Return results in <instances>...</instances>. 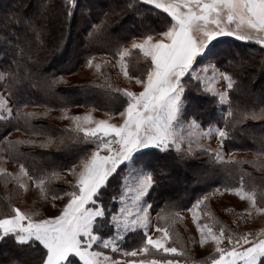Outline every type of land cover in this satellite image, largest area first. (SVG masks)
I'll list each match as a JSON object with an SVG mask.
<instances>
[{
	"label": "snow or ice",
	"instance_id": "snow-or-ice-1",
	"mask_svg": "<svg viewBox=\"0 0 264 264\" xmlns=\"http://www.w3.org/2000/svg\"><path fill=\"white\" fill-rule=\"evenodd\" d=\"M26 7L34 8L33 14L19 11ZM78 19L87 50L101 44L114 48L120 73L140 86L139 91L110 83L72 86L103 87L122 97L121 106L110 113L112 119L118 117L115 123L67 115L73 101L56 89L67 83L64 76H42L29 63L49 25L60 33V48L65 30ZM4 20L0 34L7 47L0 52L9 59L0 63V177L25 191L27 178L45 203L51 196L53 211L41 216L9 205L0 212V264H195L174 239L168 217L157 212L153 224L150 201L197 151L209 169L239 175V186L224 190L247 200L245 215L264 213V185L258 196L253 173L237 168L252 163L264 181V85L257 91L245 82L247 55L220 39L264 47V0H36L35 5L18 3ZM8 24L23 27L25 36L4 34ZM134 54L142 72L131 63ZM83 65L101 68L91 55ZM74 68L70 63L64 71L71 75ZM196 98L205 103H194ZM53 105L70 126L33 123L54 110ZM29 107L46 110L24 111ZM9 130L46 138L13 140ZM204 137L215 138L218 147L199 144ZM53 144L57 152L69 151L71 159L60 161L51 152L36 151ZM235 144L254 148L255 159H236L235 146L225 152ZM9 162L18 171L3 166ZM245 175L253 185L247 191ZM219 191L217 187L211 194ZM193 192L186 205L171 201L170 207L176 209L173 220L182 219L181 212L191 214L201 245L214 244L215 254L204 264H264V231L236 235L223 226L214 230L205 211L209 194ZM202 213L208 223L202 222ZM136 233L140 242L128 250L124 241Z\"/></svg>",
	"mask_w": 264,
	"mask_h": 264
},
{
	"label": "trees",
	"instance_id": "trees-1",
	"mask_svg": "<svg viewBox=\"0 0 264 264\" xmlns=\"http://www.w3.org/2000/svg\"><path fill=\"white\" fill-rule=\"evenodd\" d=\"M11 1L13 6H7L6 0H0V27H3L4 24L7 23V21L4 20V17L9 14L10 11L15 9L16 0H8ZM23 4L28 5L31 4V2L23 1ZM1 7H5V9H2ZM19 11L22 14L25 15H31L34 12V8H23L19 9ZM76 23H79L78 25V30L76 34H74V40L70 38L69 32L74 31L77 29ZM76 23L71 27L70 30H65L64 34V42L65 47L69 48L71 43L73 45L75 44L76 46H82L83 48L80 51L79 56L75 59L76 61L73 62L72 58L74 57L71 54H65L62 53L64 52L65 48L62 49V51H58L57 47H54V44L57 42V39L60 35L57 27H53L52 25H49L48 30L42 35L41 39L43 40L42 46L39 48L33 47L32 48V60L29 61L30 65L32 66L34 71H38L40 75L42 76H50L51 74H55L56 76L60 75H67V73L64 71L67 67L70 66L71 64H75L74 71L76 70L77 66H79L83 62V58L92 55V54H105L108 55L111 59H114L113 57V51L114 48L109 47L105 44L97 45L95 49L92 50H87L86 44L83 42L84 37L82 34V28H83V22L80 21L79 19L76 21ZM114 27H116L114 25ZM25 30L21 26L17 25H12L8 24L7 27L5 28L4 34L8 35L11 37V35L14 34V37H24L25 33L19 34V31ZM117 31H119L117 29ZM13 32V33H12ZM28 39H33V37L28 34L27 36ZM70 38V39H69ZM225 44L231 45L234 48H236L238 51H242L247 55V63L245 65V68L242 70V76L245 79V82H249V86H254L257 91H259L260 87H257V82H255L254 76L256 74H261L262 69H261V64L264 63V47L256 43L255 41L251 42H246V41H238L235 40L232 37H221L220 38ZM68 44H67V43ZM61 45V47L63 46ZM7 45L4 43L3 40V34H0V49L6 48ZM21 47H24V45H21ZM49 49L48 51H45L44 48ZM66 48V49H67ZM27 48H25L24 55H27ZM20 49H17V55L19 56ZM64 59V61L61 63L55 64L54 61L57 60V58L60 56ZM9 57L4 56L3 52H0V63H6L8 61ZM74 59V58H73ZM131 63L135 65V70L137 72H140L143 70L142 63H137L135 59V54L131 58ZM105 85L103 83H79V84H57L56 89L57 91L60 92L62 96H69L71 100L73 101L72 104L69 105L71 106H76V105H83V106H91L97 110H102L108 114L113 112L115 109L119 108L121 106V100L123 99L122 97H117L116 95H109L105 92V89L103 87L101 88H92L90 90H81L77 88H73V85ZM114 87V86H113ZM82 92V94H86L89 92V94L78 98L75 96V92ZM197 99H202V98H197ZM203 100V99H202ZM195 101V100H194ZM203 103L204 100H203ZM209 107H211L209 105ZM53 111L59 110V108H56L55 105H53ZM30 111V110H29ZM33 123L40 124L43 126L47 125H54L58 129H63L66 126L63 124H57L49 121H43V120H35ZM10 132L15 131V130H9ZM0 132H3V128L0 127ZM22 134L23 138H29V139H35L37 141H41L40 139L44 136H28L25 134L24 131H18ZM57 137H59L60 133H56ZM236 147L237 150L236 152H251L252 154L255 153L254 148H249L247 145H227L226 150L228 151L229 149ZM37 152L40 151H47L51 152L54 154L55 159L64 161L67 159H71V153L66 150H61L60 152L56 151V146L53 145L49 149H36ZM206 158L205 157H200L198 159L190 158L188 161H186L184 164H181L178 166L175 172V180L171 182L166 189L163 191H158L157 193H153V200L150 202L153 203L154 210L152 213L156 216L157 212H160L162 216H166L169 218L170 223H172L173 228L178 226L175 225V220L172 219V216L176 209L170 207V202L171 201H176L180 203L182 206L186 205L191 197H193L194 192H192L191 189V184L196 183L198 181L201 182V185L197 188L195 194H200V190L203 189L206 193L210 192L212 188L219 187V188H224L225 186L227 187H238L239 186V175H233L231 177L227 176L223 169H216V170H211L207 167V165L203 162ZM255 159L251 158L248 159V161H253ZM15 164V163H14ZM232 167V166H228ZM237 168L239 170H246V172H251L253 173L255 177V186L257 187L258 191V196L260 194V187L264 185V181L261 180V174L260 172L252 166V163H247V164H241L238 165ZM180 173H179V172ZM194 174H199L198 177L193 176ZM205 175L207 180H203L201 177ZM182 175L185 176H191L189 181L182 182L180 179ZM180 177V178H179ZM245 183H246V191L251 188L252 182L248 180L247 175H245ZM192 192V194H190ZM171 193H177L178 195H183L185 198L181 201L178 200L177 198H173V194ZM190 194V195H189ZM189 195V196H188ZM187 196V197H186ZM9 205H13L12 202H10V196L9 194H3L0 190V212L1 211H6L7 207ZM157 219V217H156ZM227 227V226H226ZM140 242V234H130L124 241V247L127 248L128 250L133 249L136 247Z\"/></svg>",
	"mask_w": 264,
	"mask_h": 264
},
{
	"label": "rangeland",
	"instance_id": "rangeland-1",
	"mask_svg": "<svg viewBox=\"0 0 264 264\" xmlns=\"http://www.w3.org/2000/svg\"><path fill=\"white\" fill-rule=\"evenodd\" d=\"M23 1H29L31 2V5H35L36 0H16V4L23 3ZM7 6H13V2L6 0ZM2 9H5V7H1ZM79 23H76L77 29L74 31L69 32L70 38L74 40V34H76L78 30ZM119 30V29H118ZM13 33V32H12ZM19 34L25 33V30L19 31ZM11 37H14V34L11 35ZM67 43V42H66ZM68 44V43H67ZM70 47H65V44H63L62 47L58 48V51H62L64 49L65 51L62 53L65 54H71L73 55L75 62L76 58L79 56L81 49L83 48V45L76 46L75 44L71 43L69 45ZM54 47H56V43L54 44ZM67 48V49H66ZM45 51H48L46 47L44 48ZM59 56L56 61H54L55 64L58 65V63L63 62L64 59ZM91 56L95 57V62L101 64V68L97 70L96 68H87L83 65V62L77 66L76 70L74 71V74H67L64 76V79L67 81V83H61L63 85L65 84H79V83H103L107 84L110 83L114 87L124 88L128 87L132 91H139L140 86L136 85L134 82H130L128 79H126L122 73H120L119 67L116 65V60L111 59L108 55L105 54H92ZM108 62V63H105ZM262 64V63H260ZM143 71V70H142ZM140 71V72H142ZM103 73V75H101ZM255 82H257V87H261V85H264V72L261 74H256L254 76ZM89 94L86 93L85 95ZM82 94V92H75V96L78 98H81L85 96ZM194 103L196 104H204L202 99H195ZM35 111V112H43L46 109L44 108H32L29 107L28 109H25L24 111ZM65 113L61 112L60 110L50 111L46 117H42L40 120L43 121H49L57 124H63L64 126H70L71 121L62 119L61 117ZM67 115L69 116H80L83 121V117L86 115H89L91 119L99 121V120H109V122L115 123L118 121V117L115 119H112L110 114L102 111L97 110L91 106H83V105H76L68 107ZM182 130L177 128V132L180 133ZM9 139H21L26 140L29 138H26L22 136V134L18 131H12L10 132ZM183 134L187 136L189 133L184 130ZM46 137L37 138L40 140H44ZM199 144L206 145L210 148H217L218 142L215 138L208 139L207 137H204L202 139H199ZM55 145V144H53ZM52 145V146H53ZM185 147H187V144H185ZM195 147V145H193ZM225 152L227 153V150L225 149ZM3 153L0 152V155ZM233 155L238 160L242 161H248V159L254 158V154L251 152H236L234 151ZM202 156L199 155V152L197 151L196 155H194L191 158L198 159ZM227 155H225V159H227ZM247 164V163H242ZM241 165V164H240ZM7 167L9 172H16L18 171V166L14 164L13 162H9L5 165ZM179 172V171H178ZM180 173V172H179ZM199 174H194L193 176L198 177ZM191 176H181L182 182H186L190 180ZM202 179L205 180L207 177L202 174ZM68 180L73 179L71 176H67ZM207 180V179H206ZM25 183L28 184L27 190H21L16 187L15 182H6L3 177H0V190L3 194H9L10 196V202L16 207H20L22 210L26 212H35L39 215H48L51 214L53 211L51 205L52 200L51 196L49 195L47 203H45L42 195L39 193V191L34 188L31 184V182L27 181V178H25ZM58 183L63 184V181H59ZM201 185V182L198 181L196 183L191 184L192 192L193 190H197V188ZM217 188V187H215ZM215 188H212L215 189ZM192 192L190 194H192ZM173 194V198H177L178 200H183L185 196L178 195L177 193H171ZM189 194V195H190ZM209 199L206 202L207 207L205 208V211L209 212L212 220V226L215 229H218L219 227L223 226L224 228L228 229L230 232L239 235L243 232L253 231V232H261L264 231V213H259L256 211H252L251 215H245L246 210L248 209V202L247 200H241L240 197H238L234 192H228L225 191L224 188H220L219 192H216L215 195L211 194V191L208 192ZM188 195V196H189ZM187 197V196H186ZM264 203V201H262ZM2 210V209H0ZM2 212V211H1ZM182 219L175 220V225L178 226V228L174 227V231L176 235L174 236V239H176L181 246L186 247L188 256L187 259L190 262H195V264H204L205 261L210 260V257L214 255V244L212 242H206L204 245H201L199 241V233L196 231V226L191 220V214L187 212H181ZM151 219L153 224L157 222L156 216L151 213ZM202 222L208 223V220H205L203 218L202 213ZM227 226V227H226ZM156 235L155 233H153ZM195 240L196 243H193L192 241Z\"/></svg>",
	"mask_w": 264,
	"mask_h": 264
},
{
	"label": "crops",
	"instance_id": "crops-1",
	"mask_svg": "<svg viewBox=\"0 0 264 264\" xmlns=\"http://www.w3.org/2000/svg\"><path fill=\"white\" fill-rule=\"evenodd\" d=\"M66 126V125H65Z\"/></svg>",
	"mask_w": 264,
	"mask_h": 264
}]
</instances>
